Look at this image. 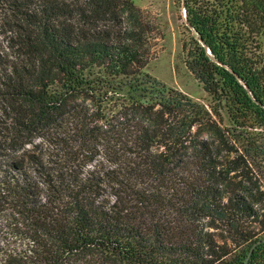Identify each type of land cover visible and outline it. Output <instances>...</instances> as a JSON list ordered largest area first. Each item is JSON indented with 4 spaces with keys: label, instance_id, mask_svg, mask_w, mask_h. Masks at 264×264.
<instances>
[{
    "label": "trees",
    "instance_id": "obj_1",
    "mask_svg": "<svg viewBox=\"0 0 264 264\" xmlns=\"http://www.w3.org/2000/svg\"><path fill=\"white\" fill-rule=\"evenodd\" d=\"M177 1L204 99L135 0H0V264H264V0Z\"/></svg>",
    "mask_w": 264,
    "mask_h": 264
},
{
    "label": "rangeland",
    "instance_id": "obj_2",
    "mask_svg": "<svg viewBox=\"0 0 264 264\" xmlns=\"http://www.w3.org/2000/svg\"><path fill=\"white\" fill-rule=\"evenodd\" d=\"M135 5L154 27L151 60L146 71L168 87L204 99L202 86L186 65L184 44L189 42V31L183 6L177 0H135ZM262 43L264 53V37Z\"/></svg>",
    "mask_w": 264,
    "mask_h": 264
}]
</instances>
